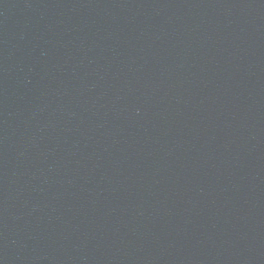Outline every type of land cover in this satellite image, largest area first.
<instances>
[{
	"label": "water",
	"instance_id": "obj_1",
	"mask_svg": "<svg viewBox=\"0 0 264 264\" xmlns=\"http://www.w3.org/2000/svg\"><path fill=\"white\" fill-rule=\"evenodd\" d=\"M0 264H264V0H0Z\"/></svg>",
	"mask_w": 264,
	"mask_h": 264
}]
</instances>
